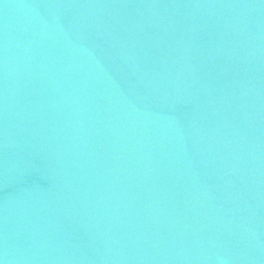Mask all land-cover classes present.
<instances>
[{"label":"water","instance_id":"obj_1","mask_svg":"<svg viewBox=\"0 0 264 264\" xmlns=\"http://www.w3.org/2000/svg\"><path fill=\"white\" fill-rule=\"evenodd\" d=\"M0 264H264V0H0Z\"/></svg>","mask_w":264,"mask_h":264}]
</instances>
